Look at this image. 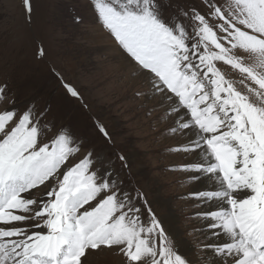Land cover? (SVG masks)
<instances>
[{
  "label": "snow or ice",
  "instance_id": "obj_1",
  "mask_svg": "<svg viewBox=\"0 0 264 264\" xmlns=\"http://www.w3.org/2000/svg\"><path fill=\"white\" fill-rule=\"evenodd\" d=\"M202 2L208 13H180L195 35L179 18L166 19L160 0H94V8L154 94L168 101L170 131L190 137L177 150L197 160L184 167L212 182L197 195L216 210L198 215L222 239L204 247L219 264H264V0ZM216 62L239 70L242 87ZM44 115L34 105L19 115L0 112V264H87L102 247L119 248L126 264H188L151 209L145 223L91 151L66 166L83 142L68 128L45 140L51 125ZM41 186L47 190L37 197Z\"/></svg>",
  "mask_w": 264,
  "mask_h": 264
},
{
  "label": "rangeland",
  "instance_id": "obj_2",
  "mask_svg": "<svg viewBox=\"0 0 264 264\" xmlns=\"http://www.w3.org/2000/svg\"><path fill=\"white\" fill-rule=\"evenodd\" d=\"M29 2L30 13L25 0H0V86H7L8 98L0 103V112L16 108L19 115L34 105L37 114L45 113L42 123L51 125L45 140L62 128L70 129L83 144L80 153L70 158L66 166L78 163L91 151L95 167L101 173H111L119 192L130 195L145 223L151 209L172 247L188 264H212L216 256L204 245L213 241L210 235L203 234L204 218L198 214L205 212L197 195L209 188L193 191L200 176L184 166L197 158L191 151L177 150L189 138L170 131L174 123L167 112L168 101L162 94H154L149 78L147 86L142 79L138 85L133 83L132 78L140 75L139 67L117 71L119 59L113 54L118 47L108 51L104 46L119 44L99 21L94 0ZM160 2L165 18L182 20L190 35H195L192 22L181 16V11H210L202 0ZM98 31L107 36L99 39ZM235 52L247 55L243 50ZM216 63L226 78L242 87L239 70ZM69 87L79 95L73 96ZM46 190L41 186L36 190L37 197ZM165 215L175 216L172 226H167ZM107 250L115 264H126V257L116 247L95 250L88 255L87 264H97ZM101 264L108 262L103 259Z\"/></svg>",
  "mask_w": 264,
  "mask_h": 264
},
{
  "label": "bare ground",
  "instance_id": "obj_3",
  "mask_svg": "<svg viewBox=\"0 0 264 264\" xmlns=\"http://www.w3.org/2000/svg\"><path fill=\"white\" fill-rule=\"evenodd\" d=\"M98 37L99 36H101V37H99V39H102V38H104L105 36H107V34L105 33V34H103V32L102 31H98ZM105 42V41H104ZM118 47V49H116L117 50V52H114V57H116V58H118L119 60H118V64H116L115 66H116V69H117V71H122V70H126L127 71V69H132V70H139V68H138V66L137 65H133L134 64V62L132 61V59L130 58V56L120 47V46H117L114 42L112 43V46L109 44V43H107L105 46H104V49H106V50H108V51H112V50H114L115 48L114 47ZM110 47V48H109ZM103 48V47H102ZM126 60H129V61H126ZM111 64L112 65H114L113 64V62H111ZM111 65V66H112ZM108 67V66H107ZM110 69H112V68H110ZM109 69V70H110ZM115 69V70H116ZM130 71V70H129ZM129 73V72H128ZM128 77V76H127ZM139 79H142V81H144L145 82V85L147 86L148 85V83H147V80H148V76L146 75V73L145 72H143V71H141L140 72V75H138L137 77L135 76V78H132V81H133V83L134 84H136V85H138V83H139ZM144 85V86H145ZM133 86V85H132ZM135 86V85H134ZM149 89V86L147 87V88H144V89H142V91H146V90H148ZM163 96V95H162ZM162 98H164V97H162ZM160 99V97L158 96L157 97V100H159ZM166 104V103H165ZM157 116V115H156ZM171 118H172V116H171ZM185 136V135H184ZM184 136H182L184 139H186V137H184ZM187 136V135H186ZM182 137H180L181 139H183ZM189 139H190V137L189 136H187ZM193 153V156L194 157H196L197 158V156H196V153L195 152H192ZM191 154V153H190ZM189 154V155H190ZM190 157V156H189ZM196 174V173H195ZM192 175V174H191ZM199 176H200V178L195 182V185L193 186V191H195V190H199V192H200V189H210V187H211V184H212V182L210 181V180H208L207 179V177H205V176H203V175H200V174H198ZM191 178V177H190ZM194 179V178H193ZM196 180V179H195ZM192 186V185H191ZM199 201V200H198ZM201 203V202H200ZM199 204V203H198ZM201 209H203V211L204 212H208V211H213V210H216L215 209V205L214 204H210V203H205L203 200H202V203H201ZM175 216L174 215H170V216H167V215H165L164 216V220H165V222H166V224H167V226H169L170 227V225L172 226L173 224H174V218ZM208 221H206L205 219H204V223H203V226H204V232H203V234H208V235H210L211 236V238L210 239H212V241L213 242H217L219 239H222V237L221 238H217V237H213L212 236V229H210L207 225H208ZM174 235H175V233H174ZM176 236V235H175ZM208 241V240H207ZM210 241V240H209ZM210 243V242H209ZM185 247H188L187 245H185ZM95 252V250H92L91 251V253H94ZM96 253V252H95ZM99 254V253H98ZM106 255L103 257V258H101V259H99V261H98V263L97 264H101V262H103V259H105L106 260V262H108V264H115L114 263V261H113V256L109 253V251L107 250V252L105 253ZM102 255H104V254H102ZM101 256V255H100ZM215 256V255H214ZM87 258H88V256H87ZM116 258V257H115ZM115 260V259H114ZM89 262V261H88ZM214 262H215V264H219V258L218 257H215V260H213V263L212 264H214ZM94 264H95V261L93 262ZM117 264V263H116Z\"/></svg>",
  "mask_w": 264,
  "mask_h": 264
}]
</instances>
